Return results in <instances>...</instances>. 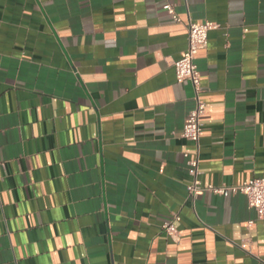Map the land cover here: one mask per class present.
Returning <instances> with one entry per match:
<instances>
[{
    "label": "crops",
    "instance_id": "obj_1",
    "mask_svg": "<svg viewBox=\"0 0 264 264\" xmlns=\"http://www.w3.org/2000/svg\"><path fill=\"white\" fill-rule=\"evenodd\" d=\"M167 4L217 26L198 149ZM195 155L203 186L264 172V0H0V264H264L244 195L188 198Z\"/></svg>",
    "mask_w": 264,
    "mask_h": 264
},
{
    "label": "built area",
    "instance_id": "obj_2",
    "mask_svg": "<svg viewBox=\"0 0 264 264\" xmlns=\"http://www.w3.org/2000/svg\"><path fill=\"white\" fill-rule=\"evenodd\" d=\"M165 11L170 17L171 21L175 24L183 25L187 32V47L181 54L180 58L172 62L174 69V76L177 83L190 82L194 92V107L189 112L183 128L182 138L192 142L196 149H198L199 138L202 134L203 123L202 117L204 116L205 104L200 98L202 92L200 86V74L195 64V58L200 49L207 46L208 33L217 28L211 22L203 24H195L188 20L183 23L179 16L175 13L174 7L170 4L165 6ZM184 157H188L184 154ZM188 173L191 176V183L187 185L186 192L189 199L192 201L203 192L210 194L225 196L227 194L240 193L247 199L248 206L254 210L258 220H264V172L258 179H252L244 182L240 186H203L199 181L200 171L198 169V158L195 155L187 161ZM179 221V216H172L166 222L162 229L174 241L178 240V231L175 224ZM250 222L249 224H251Z\"/></svg>",
    "mask_w": 264,
    "mask_h": 264
}]
</instances>
